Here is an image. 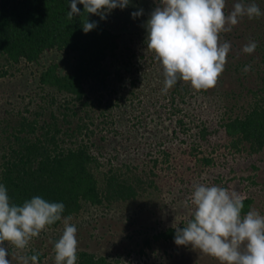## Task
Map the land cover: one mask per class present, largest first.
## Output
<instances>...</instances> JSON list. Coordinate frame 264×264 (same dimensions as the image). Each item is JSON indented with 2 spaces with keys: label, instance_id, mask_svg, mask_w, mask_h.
<instances>
[{
  "label": "trees",
  "instance_id": "trees-1",
  "mask_svg": "<svg viewBox=\"0 0 264 264\" xmlns=\"http://www.w3.org/2000/svg\"><path fill=\"white\" fill-rule=\"evenodd\" d=\"M250 2L259 8L264 6V0ZM70 4L71 0H0V78L22 62L41 67L32 80L35 91L28 104L21 109L4 108V114H0V184L7 188L11 203L22 205L39 196L49 202L63 203V216L72 217L86 204L100 206L134 200L158 189L155 170L159 164H165L173 176L183 177V172L177 171L180 165L172 162L173 148L165 147L170 137L177 142V152L195 158L204 166L212 164L213 158L205 150L211 147L214 151L216 142L250 157L264 152V69L256 70L264 66V16L253 18L258 23L253 39L257 54L246 53L245 60L234 62L228 54L225 71L214 88L197 91L190 83L179 81L165 93L160 91L164 88L163 67L141 72L140 67H135L138 60L132 61L136 53L130 48L122 51L123 34L110 29L95 15H89L88 19L96 22L97 27L86 34L82 28L86 17L68 18ZM77 7L84 11L82 4ZM226 35L221 34V42L230 40L227 37L231 34ZM51 52L64 54L67 66L62 68L55 62L41 64L42 57ZM257 57L259 64H254ZM246 66H250L248 72L244 71ZM249 72H254L256 79L251 81ZM228 78L235 82L231 89L225 90L223 86ZM116 82L121 83L122 90L133 89L137 83L144 85L139 91H130L131 100H136L137 115L129 112L128 120L136 122L120 130H106L105 121L94 126L96 119L109 114V109L121 108V100H127L121 94L103 105L106 95H118ZM157 93L160 96L155 97ZM165 99L167 104L162 103ZM157 104L170 121L178 116L174 130L170 136L149 141L143 147L140 117L150 114V108ZM116 116L111 124L124 123L122 116ZM109 117L112 118L111 114ZM116 129L119 131L115 132ZM97 133L104 135L96 138ZM110 133L127 136L130 141L124 158L120 159L112 143L103 153L107 146L103 142ZM191 136L193 140L188 142ZM181 144L186 145L181 148ZM199 147L203 150H198ZM153 149L157 155L152 153ZM131 153L137 157L144 154L149 160L135 163ZM252 204L253 200L246 197L242 214L251 210ZM175 235V229L168 228L153 239L174 242ZM143 245L150 248V239H145ZM143 248L139 254L145 253ZM29 254L38 255L39 261L42 259L38 252ZM76 264L108 262L105 257L79 251Z\"/></svg>",
  "mask_w": 264,
  "mask_h": 264
},
{
  "label": "rangeland",
  "instance_id": "rangeland-1",
  "mask_svg": "<svg viewBox=\"0 0 264 264\" xmlns=\"http://www.w3.org/2000/svg\"><path fill=\"white\" fill-rule=\"evenodd\" d=\"M236 2L237 0H226L225 12H230ZM251 3L248 0L244 4ZM158 5H160V0H130L129 7L123 10L114 9L103 20L110 29L123 34L120 38L122 51L125 52L126 48H130L131 52L136 53L132 61L138 60L135 67H140L141 72L146 70L149 73L153 68L162 67L155 54L147 50L146 45L147 31L145 25L152 11ZM260 8H264V6H260ZM139 9H143V15L133 19L131 14ZM261 12L264 13V10ZM243 18L236 26L232 27L231 31H228L231 34L227 37V39H230L228 42L231 44L229 54L232 56L233 62L240 58L246 59L243 44L246 45L250 41H254V31L256 24H258L256 19ZM96 19L101 20L99 16H96ZM223 34L226 35L227 32ZM253 53L257 54L255 51ZM52 62L58 63L59 67L62 68L67 66V58L62 53H47L41 59V64L44 65ZM253 63L259 64V58H255ZM260 67L262 68L256 67V70L262 71L264 69V66ZM40 69V66L26 65L22 62L15 65V68L10 70V74L0 78V114H4L3 110L5 109L11 107L21 109L28 104L30 96L33 97L35 91L32 80L38 75ZM249 76L251 81L257 77L254 72H249ZM234 82L233 78L231 80L228 78L223 88L225 90L231 89ZM120 84L115 83L119 91L118 95H106L103 99V105L107 103L108 99L117 98L121 94L127 100H121V108L109 109L112 118L109 117L107 112L106 116L94 121V126L101 123V121H105L106 130L114 128L120 130L121 128H130L136 122L135 119L133 121L128 120L129 112L137 115L136 100H131L130 91H139L144 85L137 83V86L133 89L124 88L122 90ZM161 87L159 85L158 88ZM160 91L162 92L161 89ZM156 96L160 95L157 93ZM162 103L167 104L168 99H165ZM3 105L4 107H2ZM145 105L150 107L147 102H145ZM153 109L150 108V114L140 117L139 131L143 135L140 140L143 147L149 141L160 140L167 135L170 136L178 117L173 116V120L170 121L167 119L165 110L161 109L158 104ZM123 110H126V113L122 115ZM97 114L98 112L94 116L96 117ZM116 115L122 116L124 123L116 121L111 124L110 121L115 119ZM119 130L116 129L115 132ZM191 131V134H193L194 130ZM101 135H104V133H97L96 138ZM107 136V140L103 142V145H107L104 147L103 153L109 150L108 144L112 143V147L115 146L119 151L120 159L124 158L126 155L125 148L130 146L127 136H118L114 133ZM153 138L155 139L153 140ZM92 140H94V137ZM170 140L169 143L166 142L165 147L171 145L170 147L173 148L172 162L180 165L181 169H177V171L183 172L182 180L173 176V171L166 169L165 164H159L155 170L159 177L156 178L157 190L142 194L136 199L126 202L100 206L83 205L81 211L72 216L71 220V223L77 227L78 252L86 251L98 257H105L108 264H218L217 260L202 254L199 249H194L191 245L177 246L172 241H156L153 239L156 234L168 228L175 229L176 227L183 228V226H186V222L192 216L193 205L190 196L196 184L217 185L230 191H236L244 198L249 197L253 200L251 210L254 209L264 215V152L250 157L225 149L222 145L219 146L220 142H216L214 151L211 147L205 150L206 154L213 158V162L209 166H204L196 162L195 158L185 157L177 152V142L172 140L171 137ZM191 140H193V137H188V142ZM185 145L181 144L180 147L184 148ZM198 150H203V147H199ZM152 153L154 154L156 151L153 149ZM154 155H157V153ZM130 156L135 163H139V161L147 163L149 160V158H144V154L138 156L139 158L133 153ZM62 232L63 221L56 228L44 230L24 250L5 244V247H8L9 250V261H11V264H21L20 257H30L29 253L33 251L42 256L39 264H55L54 245L61 237ZM145 239H150V248L144 247L143 241ZM141 248H143L144 254H139Z\"/></svg>",
  "mask_w": 264,
  "mask_h": 264
},
{
  "label": "clouds",
  "instance_id": "clouds-1",
  "mask_svg": "<svg viewBox=\"0 0 264 264\" xmlns=\"http://www.w3.org/2000/svg\"><path fill=\"white\" fill-rule=\"evenodd\" d=\"M83 5L81 12L77 7ZM130 0H71L68 18L82 21L87 34L97 27L89 15L104 20L114 9H126ZM226 0H160L145 25L147 50L155 54L164 73L163 92L179 81L197 91L214 88L225 71L231 44L221 42V34L231 31L240 19L258 18L264 13L255 3L237 2L225 12ZM133 19L143 9L133 12ZM257 44L250 41L243 52L251 54ZM246 66L244 71H249ZM244 196L217 185L196 184L190 196L192 218L183 228H175L177 246L191 245L214 258L218 264H264V215L244 209ZM63 203L35 196L22 205L10 202L7 188L0 184V264H11L5 244L19 250L29 247L49 226L63 221V232L54 245L55 264H76L77 227L72 217H64ZM21 264H39V256H21Z\"/></svg>",
  "mask_w": 264,
  "mask_h": 264
}]
</instances>
